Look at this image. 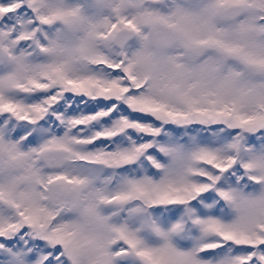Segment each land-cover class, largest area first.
Segmentation results:
<instances>
[{"label":"snow or ice","instance_id":"snow-or-ice-1","mask_svg":"<svg viewBox=\"0 0 264 264\" xmlns=\"http://www.w3.org/2000/svg\"><path fill=\"white\" fill-rule=\"evenodd\" d=\"M0 264H264V0H0Z\"/></svg>","mask_w":264,"mask_h":264}]
</instances>
